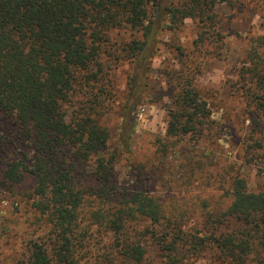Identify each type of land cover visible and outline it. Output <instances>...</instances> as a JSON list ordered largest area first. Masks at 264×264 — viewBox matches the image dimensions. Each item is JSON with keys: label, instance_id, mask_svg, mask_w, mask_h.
Returning <instances> with one entry per match:
<instances>
[{"label": "trees", "instance_id": "trees-1", "mask_svg": "<svg viewBox=\"0 0 264 264\" xmlns=\"http://www.w3.org/2000/svg\"><path fill=\"white\" fill-rule=\"evenodd\" d=\"M221 1L0 0V155L5 159L0 186L33 175L30 205L44 224L43 234L30 240L28 264H113L109 246L140 263L147 239L163 245L166 264H188L190 257L180 255L183 247L191 257L211 249L226 264H264V188L251 189L237 172L227 181L228 206L204 200L200 218L188 225L192 209L187 205L161 199L139 182L121 183L110 130L101 122L115 100L111 71L119 60L137 66L126 106L140 104L147 66L143 54L157 41L166 14L178 24L194 19L197 47L214 42L218 49ZM125 27L142 29L143 37L117 44L114 32ZM247 55L237 86L255 123L252 131L262 134L264 37ZM197 72L190 69L175 83L162 157L179 143H200L214 122ZM132 125L126 124L121 142L129 140ZM262 147L260 139L257 148ZM243 157L250 160L246 153ZM200 166L184 163L180 185L194 183L197 172L204 171ZM226 173L214 175L225 182Z\"/></svg>", "mask_w": 264, "mask_h": 264}, {"label": "rangeland", "instance_id": "rangeland-1", "mask_svg": "<svg viewBox=\"0 0 264 264\" xmlns=\"http://www.w3.org/2000/svg\"><path fill=\"white\" fill-rule=\"evenodd\" d=\"M148 11L152 17V2L148 4ZM216 13L217 32L223 36L218 49L214 42L197 47L199 29L194 19L186 17L178 24L166 14L157 31V41L143 54L147 61L145 84L142 100L134 106L136 114L131 115L134 108L126 106V97L137 66L129 59H122L111 71L115 100L101 117V122L110 130V151L117 152L115 170L121 183L139 182L161 199L178 202L176 206L187 205L192 209L188 225H195L200 218L204 200L211 205L228 206L231 196L227 181L237 172L246 177L251 189L264 188V127L262 134L252 131L255 123L249 118L242 89L237 86L241 81L240 70L249 61V47L264 37V0H222L217 3ZM142 37V29L134 27L114 32V41L121 45ZM190 69L198 71L197 83L209 102L214 122L209 124L200 143L190 142L186 147L179 143L169 148L168 156L162 157L161 139L166 134L169 110L174 105L173 89L179 75ZM130 122L133 124L130 138L126 143L121 142ZM260 139L263 147L259 149ZM244 153L250 160L243 157ZM189 161L204 165L200 166L204 171L197 172L194 183L180 185L177 178L182 174L181 166ZM4 167L5 159L0 155V174ZM141 168L148 171H140ZM217 172H227L225 182L215 177ZM34 183L35 177L25 174L19 183L0 186V264H28L30 240L43 234L44 224L30 205L29 194ZM145 243L147 253L140 263L124 259L114 246H109L113 264H166L167 251L163 245L151 239ZM180 252L190 257L188 264H226L211 249L192 257L186 247Z\"/></svg>", "mask_w": 264, "mask_h": 264}, {"label": "water", "instance_id": "water-1", "mask_svg": "<svg viewBox=\"0 0 264 264\" xmlns=\"http://www.w3.org/2000/svg\"><path fill=\"white\" fill-rule=\"evenodd\" d=\"M136 108V107H135ZM133 115H135V110H134V112H133Z\"/></svg>", "mask_w": 264, "mask_h": 264}]
</instances>
